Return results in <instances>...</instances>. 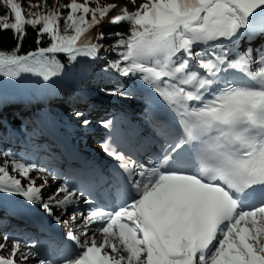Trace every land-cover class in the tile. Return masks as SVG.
<instances>
[{
	"label": "snow or ice",
	"instance_id": "6c2138e0",
	"mask_svg": "<svg viewBox=\"0 0 264 264\" xmlns=\"http://www.w3.org/2000/svg\"><path fill=\"white\" fill-rule=\"evenodd\" d=\"M0 3L16 40L0 50V264H264V0ZM27 27L37 48L22 53ZM97 80L98 96L139 101L95 121L99 160L48 171L11 150L20 129L42 134L52 92ZM10 88L35 111L9 114ZM89 115L75 112L84 128Z\"/></svg>",
	"mask_w": 264,
	"mask_h": 264
},
{
	"label": "trees",
	"instance_id": "16d2710c",
	"mask_svg": "<svg viewBox=\"0 0 264 264\" xmlns=\"http://www.w3.org/2000/svg\"><path fill=\"white\" fill-rule=\"evenodd\" d=\"M81 2V1H78ZM2 12L5 11V9L1 8ZM127 28L126 24H122L120 26H113V25H104L102 31L105 34L108 33H114L117 31H125V29ZM61 31L63 32V20L61 21ZM49 38L47 36H45L43 38L44 42L40 45V46H47V40ZM36 40V32L32 27H27V36L23 41L22 47H21V52L22 53H26L27 51H31V50H35L37 48V44L35 43ZM105 43H114V41H105ZM16 45V40L14 39V35L13 32L11 30H3L0 29V50H10L13 49ZM114 58V54H109V59ZM67 59L66 55L64 54H59L57 56V60H59L61 63L65 62ZM96 84V87H103L104 85L101 84L98 80L97 81H93ZM92 83V82H91ZM91 83H85L84 85H81V87H90ZM71 87L68 85H64L60 88V99H55V92H52L51 95L53 97L51 104L54 107H60L64 112H69L70 110H72L73 108H71V101L76 103V101L78 100H82L83 99V95L80 98H75L72 94H71ZM65 92L68 93V95H65ZM9 99H10V107H9V114H11L12 112H21V108H17L20 104L17 103L16 101V96L12 95L9 93ZM51 115L55 118V119H59L60 121H63L64 118L61 114L57 113L55 110H51ZM62 124H64V122H61ZM20 125V120L19 119H15L14 120V126H19ZM20 134L24 139H30V135H31V127L29 126L26 129H20ZM18 139H13L12 141H17ZM1 155V154H0Z\"/></svg>",
	"mask_w": 264,
	"mask_h": 264
},
{
	"label": "rangeland",
	"instance_id": "374dc122",
	"mask_svg": "<svg viewBox=\"0 0 264 264\" xmlns=\"http://www.w3.org/2000/svg\"><path fill=\"white\" fill-rule=\"evenodd\" d=\"M78 1L84 2V0H78ZM17 2H19V3L22 4V6L25 9V12L27 13L28 11H38V9H35V8L29 9L27 7L28 4H36L38 2L43 3L44 0H17ZM70 2H71V0H46V3L48 5L49 9H51L52 7H54L56 4L65 5V4H68ZM88 2H89V5L91 7H96L97 6V0H88ZM144 2H145V0H134V3H133V0H99L100 5H106V4H109V3H117V4H120V5H124V6L126 5L130 11L135 10L136 7H138L140 4H142ZM1 8L4 9V6H3L2 3H0V12H2V9ZM94 83L95 82H92L91 85L93 86ZM118 100L120 102L119 104L123 105L124 107L139 109V101L138 100H124L123 98H118ZM105 104H106V107H107V108L105 107V110L106 111H100L99 114L94 115V117H91V118H90L91 115H89V119H91V120L94 121V123H93V126L94 127H96V122L95 121L98 118L111 119V117H112V119H113V116H112L113 113H112V110H110L111 109V106L109 104H107V103H105ZM76 109H79L80 111L87 112V109L85 108V105H81V106H79ZM97 111H99V110H97ZM76 122H77V125L81 129H84V127L79 122V120H77ZM82 135H84V134H82ZM30 142H33V140L30 139ZM34 145H35V143H34ZM34 147H37V146L35 145ZM38 151H41V150L40 149H36L35 151H34V149L28 150V148H26L23 145L22 148H21L20 154H23V153L26 152L32 158V155H35V152H38ZM15 158L16 159H20L21 156L20 155H17ZM11 159H12V157H9V162H11ZM2 161H3V156L1 154L0 155V162H2ZM35 161L37 162L38 166H41L38 160H35ZM12 174L13 175H17V177L19 178V174L18 173L13 172ZM31 175L34 176V177H37V179H36L37 185H39L42 182L41 179L38 178L40 176L38 173L33 172V173H31Z\"/></svg>",
	"mask_w": 264,
	"mask_h": 264
},
{
	"label": "bare ground",
	"instance_id": "6f19581e",
	"mask_svg": "<svg viewBox=\"0 0 264 264\" xmlns=\"http://www.w3.org/2000/svg\"><path fill=\"white\" fill-rule=\"evenodd\" d=\"M104 25H108V24H104ZM104 25H103V27H104ZM103 29V28H102ZM101 29V30H102ZM93 34H95V33H93ZM110 106H111V109L110 110H112V112L113 111H115V110H118V108L117 107H120L119 108V110H122L123 112H126V113H129V114H131V116L130 117H133L134 115H136L137 114V112H138V109H135V108H127V107H124L123 105H121V104H119L120 102H118V103H116V102H107ZM101 111V110H100ZM100 111H97L96 112V115L97 114H99L100 113ZM114 113V112H113ZM121 113V112H120ZM128 115V114H127ZM119 117V119H123L124 118V115H122V114H120V115H118ZM85 141V144H84V147H86V146H88V145H93V144H91V143H94V142H89L88 141V139H85L84 140ZM82 148H83V146H82ZM60 149V148H59ZM55 150V152H54V155L57 157V158H59L58 159V162H56L54 159L52 160L51 158H50V160H45L43 157H38V160L39 161H41V162H43V166H48V171H52V167L53 166H55V167H57V168H61L62 170H64V171H66V172H75L80 166L78 165V163L79 164H81V162H82V159H80V160H78L77 162H75L74 163V161H67V160H65L64 159V155H63V152H62V150ZM41 155H44V154H41ZM49 157H50V154H47ZM81 158H88V156H85L83 153L81 154ZM77 166H79V167H77ZM39 175H42V174H39ZM55 175V173H53V176ZM48 183L49 184H53L54 183V181H53V179H52V177L50 176V177H48ZM53 191V189H48V190H46L45 191V197H47V195H49L51 192ZM72 227H78V225H73ZM68 230V229H67ZM0 231H3V228L2 227H0ZM96 239H97V241H101V239H103V235H102V233H99V232H97L96 233Z\"/></svg>",
	"mask_w": 264,
	"mask_h": 264
}]
</instances>
